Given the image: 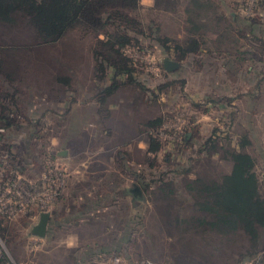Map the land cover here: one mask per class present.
<instances>
[{
    "label": "rangeland",
    "instance_id": "obj_1",
    "mask_svg": "<svg viewBox=\"0 0 264 264\" xmlns=\"http://www.w3.org/2000/svg\"><path fill=\"white\" fill-rule=\"evenodd\" d=\"M255 1L246 0L244 8L242 0H235L233 5L238 14L250 16L255 14ZM187 2L179 0L176 14L171 13L174 19L162 17L163 33L175 38L184 37L183 5ZM149 4L150 0H140L144 20L151 16L145 10ZM261 22L264 24V13ZM36 34L29 18L21 12L15 13L10 23L0 24V59L5 61L6 71L4 74L0 72V101H18L20 112L15 105H10V116L15 118L18 114L23 129L34 123L37 131L42 133L41 139L29 140L32 155L37 147L39 157L46 151L54 154L53 162L61 165L64 171V183L67 184L64 193L74 179L84 175L88 162L97 159L99 149L133 140L136 147L132 151L122 152L121 148L115 154L103 153L100 160L101 167L105 164V168L113 169L114 161L120 163L116 158H125L128 164L124 167L118 165L120 176H134L135 182L127 178L119 186L123 196H119L118 203H113L118 209L115 212L118 216L116 231L104 230L111 226V221L107 218L110 214L102 211L97 213L99 220L80 215L77 225V219L72 217L61 223L57 232L41 238L31 234L30 221L0 219L3 264H84L93 255L91 250L99 246L95 241L106 247L97 253L106 254L119 249L126 255L128 264H134L139 258L150 259L154 264H260L264 256L260 226L250 222L249 227L244 228L242 219L235 225L223 221L229 214L224 201L229 197L230 188L220 177L228 173L230 163L216 155L206 157L196 151L214 128L225 132L229 143H223L231 147H237L239 135L246 133L250 144L245 150L255 158V169L260 174L264 168V88L257 99L242 100L240 95L248 89L246 83L231 79L230 84L224 86L225 74L222 68L213 64L211 57L210 65L209 60H205L208 66L204 72L195 70V57L186 58L177 69L166 71L163 59L172 60L171 55L163 53L158 44L143 37L140 50L127 48L126 53L139 62L137 78L146 87V92L133 86L120 87L106 100L112 105L109 108L111 126L102 122L98 125L89 118L81 127L80 120L87 115L88 105H67L65 101H96L94 93L108 85L111 79L108 76L95 87L91 84V51L97 38L92 33L82 34L74 30L56 41L41 42ZM254 74L249 73V79L245 81L254 82ZM172 80L176 82L167 86ZM4 93L12 94V99L4 100ZM225 96L229 101H225ZM208 97L213 100L205 101ZM155 117H163L165 122L159 132L163 139L161 150L152 154L147 152L146 130H142L139 124ZM69 123L79 134L76 141L83 135L96 136L95 141L88 144L89 149L80 143L70 144L71 154L69 160H65L57 154L58 137ZM9 135L3 138L8 146L3 168L9 177L16 179L18 172L11 174L7 170L8 151L20 160L25 149L22 146L25 134ZM112 141L114 143H110ZM37 155L35 151L34 157ZM112 155H115L113 162ZM25 157L27 164L19 175L27 181L38 180L47 170L44 166L46 160L39 158L41 167L38 169V160L35 162L31 157V151ZM97 166L100 168V164ZM54 171L58 172L53 169L52 173ZM138 175L151 187L141 189V200H133L136 196L134 190L132 195L125 189L138 185ZM63 176L55 175L57 179ZM197 180L204 181L208 188L202 185L195 188ZM160 181H172L171 189L159 191ZM213 185H219L218 190ZM259 196L264 203L263 190ZM96 221L103 229L99 227L93 234L91 224Z\"/></svg>",
    "mask_w": 264,
    "mask_h": 264
},
{
    "label": "trees",
    "instance_id": "obj_2",
    "mask_svg": "<svg viewBox=\"0 0 264 264\" xmlns=\"http://www.w3.org/2000/svg\"><path fill=\"white\" fill-rule=\"evenodd\" d=\"M178 2V0H154L153 6L147 10V14L151 16H149L148 20H144L140 10V0H0V24L10 23L15 13L21 12L29 18L41 42H53L61 39L68 31L79 30L82 34L92 33L97 38L96 45L91 51L95 78L100 81L99 83L106 80L108 76L111 78L108 85L94 93L95 102L99 104V108H102V110L108 102L106 101L107 98L120 87L133 86L142 92H146V87L137 78V64L139 62L134 61L126 53L127 48L133 47L140 50L141 38L143 37L158 44L163 53H169L171 55L170 58L179 63L186 58L195 57L196 68L203 65L201 55H205L208 60L214 55V58L222 57L217 56V54L212 53L207 48L206 32L212 29L213 26L210 25L209 27L207 22L201 21V18L209 10L213 11L212 19L218 23L230 18L232 23L227 28L234 31L238 35L237 38H244L251 45L252 51L249 52V57L247 58L249 62L260 63L263 61L264 35H260L258 29L260 24H262L264 0L255 1V14L253 15H239L235 9L229 11L227 17L218 12L219 3H215L212 0H188L187 5L184 7L185 15L183 17L185 36L183 38H175L162 32L161 22L164 15L176 14L175 10L178 8ZM242 4V8H244L246 0H242ZM239 16L244 22L241 23L239 21L241 19L238 18ZM225 34H227L226 28L225 31L222 29L219 35L221 42H223ZM99 35L103 37L99 38ZM219 40L216 43H212L215 46L214 50L218 53L223 48ZM232 42L235 45L237 39L236 41L232 40ZM240 59L238 57V60ZM160 67L162 68V66ZM229 70H232V68H229ZM0 72L2 74L6 73L3 59H0ZM174 82L176 81L172 80L166 85H172ZM161 87L162 85L159 86V88ZM257 94L256 88H250L245 96L252 99L256 98ZM2 97L4 100L12 99V94L4 93ZM208 100L212 101L213 99L210 100L209 97L205 99V101ZM225 101H229V98ZM10 105H15L18 113L20 112L18 101H0V151H7L8 147L7 142H3V138L7 137V134H10V137L14 133L19 132L25 134L22 137L27 142V151L25 152L29 151L30 154L31 151V157L33 158L35 151H33L32 155V148H28L29 140L41 139L42 133L37 131L34 123L29 124V127H26L27 129H23V125L20 126L22 123L18 122V114H16L15 118L10 116L12 111ZM164 122L163 117H155L139 124V127L142 130H146L147 133L145 137L148 143L147 152L156 154L161 150L163 139L159 132L162 131ZM99 128L101 127L99 126ZM186 137L190 136L186 134ZM223 142L229 143L225 132L214 128L209 136L201 142L200 147L196 151V154H203L206 157L216 155L219 159L230 163L228 173L220 177L221 180L229 184L228 187L230 188L229 197L227 196L226 198L228 199L224 201L227 204V214H229L228 218L224 217L223 221L235 225L239 219H242L245 221L244 228L249 227V223L253 222L255 225L260 226L259 234L264 239V203L260 201L259 196L263 190L264 179L262 174H259L255 169V158L245 150L250 144L248 137L246 133L239 135L237 147H231ZM8 153V172L11 174L15 172H18V174L23 173L22 171L27 161L22 160V157L19 160L16 154H11L9 151ZM34 159L35 162L38 160L37 168L39 169L41 167L40 160L36 157ZM119 162L121 167H124L127 163L126 159L121 157ZM31 165H33V159ZM140 178L141 176L138 175L139 183L137 184H140L144 190L151 187L148 182L141 181ZM171 182L160 181L159 191L168 192L171 189L169 188ZM203 183L205 182L202 180L195 181V188L196 186L201 187V185L208 188ZM217 186L219 187V185H213L216 189ZM206 188L203 190L208 193ZM117 193H119V196H123L120 193V189ZM254 205L255 207L252 209ZM258 205L261 207L259 208ZM205 208L208 209V207ZM0 219H4V217H0ZM18 219H21L22 223H24L29 218L22 216ZM4 220L9 221V219ZM113 252L122 251L116 249ZM110 253L112 252H107L106 254L101 252L99 256ZM92 257H96V255ZM260 264H264V256L260 260Z\"/></svg>",
    "mask_w": 264,
    "mask_h": 264
},
{
    "label": "crops",
    "instance_id": "obj_3",
    "mask_svg": "<svg viewBox=\"0 0 264 264\" xmlns=\"http://www.w3.org/2000/svg\"><path fill=\"white\" fill-rule=\"evenodd\" d=\"M212 1L215 3H219L218 12L221 13L222 15H224V17H227L229 15V11L235 10L234 5H233L235 0H212ZM153 2H154V0H150V4L147 5V7H145V10H148L150 7H152ZM186 5H187V3H185V5H183V6L185 7ZM213 14L214 13L212 10L207 11L205 13V15L201 18V21L207 22L209 27H210V25L213 26L212 29H209L206 32V36H207V40H208L207 48L210 51H212V53L217 54V56H222L220 58H214L215 57V55H214V57H211V60L213 61V64L217 68H220V69L222 68V70L225 74L224 86H228V84H230L231 79H232V81H234V82L236 81V82H239L241 84H243V82H244V83H246V88H248V89L240 95V98H242V100H244V101H248L250 98L246 97L245 94L247 93V91L250 88H254V89L256 88V90L258 91V94H257V97L255 99H257L258 97L261 96L262 88H264V77H263V75H264V56H263V61L260 63L249 62L247 60V58L249 57V52L252 51L251 45L248 42H246V40L244 38H237L238 35H236V33L234 31H231L227 28L232 23V21H230V18L229 19L227 18L225 21H221L220 23H218L216 20L212 19ZM166 16L169 17L170 19H174L173 15L171 13L166 14L165 17ZM238 18H241V16H239ZM239 21L241 23L244 22L242 20V18L239 19ZM225 28H226L227 34H225V36L223 38V42H221L219 40V35H220L222 29L225 31ZM258 33L260 35H264V24H260L259 29H258ZM184 36H185V32H184ZM171 37H173V36H171ZM236 39H237V43L234 45L232 40L236 41ZM218 40H219L220 44L222 43L221 46L225 45L223 48L220 49V53H218L214 50L215 46H213V44H212V43H216ZM200 57L203 58V60H201V61H203V65L201 67L196 68L195 70L204 72V68L206 66L210 65L211 61L210 60L207 61L208 65H206L205 60H208V59H205L206 56L201 55ZM238 57H240L241 59L238 60ZM91 59H92V61L90 63L89 74H90V78L92 79L91 84L95 87L100 83L97 82V79L95 78L94 61H93L92 57H91ZM229 68H232V70H229ZM249 73H255L254 74V82L250 83L251 85L245 81L246 79H249L248 78ZM225 88L226 87H224V89ZM228 90H230V87ZM226 97L227 96H225L224 98H226ZM65 103L67 105H72V103H74V104L76 103V104H79L81 106L82 105H88V108H87V115L88 116L86 115L83 117V119L80 120V123H81L80 126L81 127L84 125V123L89 118H92L97 124L101 123V122L104 124L105 123L108 124V126H111V124H112V123L110 124V121L112 122V118H110L112 116V114H111L112 112L111 113L109 112V110H110L109 108L112 106L110 104H107V106L105 108H103V110H102V108H99V104H97L95 101H65ZM54 129H56V128L54 127ZM78 133L81 134V132H78ZM77 135H79V134H77V130L74 131L73 126L70 123L65 128H63V131H61L60 136L58 137L60 139V141H59L60 145L58 146L57 154L62 156L63 159L69 160L68 156L71 154V152H70V146L71 145L70 144H72L74 142L80 143L82 146L88 148V144L90 142L95 141L94 138L96 136V135H94L93 138H89V137H84L85 135H83V137L81 136L80 139L77 138L78 141H76L75 139H76ZM52 140L54 141V139H52ZM110 143H114V141H112ZM135 144H136V141L128 139V140H125L124 142L121 141L120 143H115L113 145H110L108 147V149H105L106 147L101 146L104 148L99 149L101 152H100V154H98V157H96L97 159L88 162V168L84 172V175L81 174L80 178L74 179L68 185V188L66 189V191H64V193L62 194L60 201L58 202V204L56 206V217L59 220L56 227L58 226L60 221L64 222V221H67V219H70L72 217L77 219V221L75 223L77 225H79L78 222H79V216L80 215H83L84 217H89V218L94 219V220H99L97 218V216H98L97 213L102 211V212H106V213L110 214V215H108V216L106 215V216L111 221V226L105 227L104 230H106L107 232L116 231L115 230V227L117 226L116 217H118V216L115 214V212H117L118 209L115 207V205H113V203H115V204L118 203V200H119L118 194L119 193H117V192L119 191L120 184L122 183V185H123L124 184L123 181L127 180V178H130L132 183L135 182L133 180L134 176H131V177H129L128 175H127V177H124L123 175L120 176L119 166H118L119 164L116 163L115 161L114 162L116 164L113 162L115 155L110 156V159L112 157V162L114 164L113 169L105 168V166H106L105 164L101 167V165L103 163L100 160V157H101V155H104L103 153L115 154V153L119 152V150L121 148H123V150H124L122 152H130L133 149H135V147H136ZM22 146L25 149H27L26 148L27 142L25 140L22 143ZM119 146H120V148H119ZM25 149H23L21 157L23 158L22 160L26 161L25 154H29V151L25 152V151H27ZM92 149H94V148H92ZM98 152L94 151V153H98ZM116 159L119 160L120 157L116 158ZM98 164H100V168L97 166ZM263 173H264V168H263V171L261 172L262 177H263ZM89 179H91V180L88 181ZM107 202L109 203L110 206H108ZM108 207H111L109 209L110 211H105V210H108ZM112 209L116 210V211H111ZM99 215H101V214H99ZM102 215H103V213H102ZM95 218H97V219H95ZM114 220H115V224H114ZM72 222H74V221H72ZM97 222L98 221L93 222L91 224V227L93 229V231H92L93 234H94V232L98 231V230H96L97 228L100 227L103 229V226H101ZM113 224H114V227H113ZM54 230L52 232H57L56 230H59V228L57 227ZM94 230H96V231H94ZM79 240L80 239H77V242H79ZM81 240L87 242L86 238H84V239L82 238ZM95 243L99 246H98V248H95V250H91V253H93V255H95L94 253H97L99 251H103L106 248L104 246V244L103 245L98 244L96 241H95ZM93 255H91V257ZM96 255H98V253Z\"/></svg>",
    "mask_w": 264,
    "mask_h": 264
},
{
    "label": "built area",
    "instance_id": "obj_4",
    "mask_svg": "<svg viewBox=\"0 0 264 264\" xmlns=\"http://www.w3.org/2000/svg\"><path fill=\"white\" fill-rule=\"evenodd\" d=\"M38 147L35 149L37 158L46 160L44 166L46 171L42 172L38 180L27 181L18 174L17 178L9 177L3 168L6 151H0V217L15 219L22 216L28 217L31 221L36 219L35 210L49 212L56 203L59 195L66 187L64 171L61 165L53 162L54 155L46 151L39 157ZM59 165L60 169L57 167ZM58 170V172L53 171ZM63 176L57 179L55 177ZM264 193V185H263ZM106 256V257H105ZM96 256L88 259L84 264H128L129 261L122 252H112L107 255ZM3 256L0 253V264H3ZM134 264H154L147 258H139Z\"/></svg>",
    "mask_w": 264,
    "mask_h": 264
},
{
    "label": "water",
    "instance_id": "obj_5",
    "mask_svg": "<svg viewBox=\"0 0 264 264\" xmlns=\"http://www.w3.org/2000/svg\"><path fill=\"white\" fill-rule=\"evenodd\" d=\"M179 65L180 63L178 61L171 60L167 57L163 59V67L166 71L175 70L179 67ZM263 178H264V173H263ZM134 189L126 188L125 190L127 191L128 194L133 195L132 190ZM134 193H136V196L137 195L141 196V192H139L138 189H135ZM136 196H133V197H136ZM48 218H49V213H42L39 216L37 223L32 226L30 230L31 234L39 238L44 237L46 233V226H47Z\"/></svg>",
    "mask_w": 264,
    "mask_h": 264
},
{
    "label": "flooded vegetation",
    "instance_id": "obj_6",
    "mask_svg": "<svg viewBox=\"0 0 264 264\" xmlns=\"http://www.w3.org/2000/svg\"><path fill=\"white\" fill-rule=\"evenodd\" d=\"M138 189V191L139 192H141V189H143L142 187H141V185L140 184H138L137 186L135 185L134 187H133V189ZM135 189H134V191H135ZM126 191V190H125ZM126 193H127V191H126ZM62 194L63 193H61L60 195H59V197H58V199H57V201H56V203L54 204V206H53V208L49 211V212H45V211H38V210H35V214L37 215L36 216V219L34 220V221H31L30 219H27L28 221H30V222H32V226L34 225V224H36L37 223V221H38V219H39V216L42 214V213H49V218H48V222H47V226H46V233H45V235H47L50 231L52 232L54 229H56L58 226H60L61 225V223H63V221H60L59 222V224H58V226L56 227V225H57V223H58V218L56 217V206H57V204H58V202L60 201V198H61V196H62ZM140 198V199H139ZM133 200H141V197L140 196H136V197H133ZM5 219V218H4ZM25 221V220H24ZM97 253H95V255H96ZM100 255V253H98V255H96V256H99Z\"/></svg>",
    "mask_w": 264,
    "mask_h": 264
}]
</instances>
